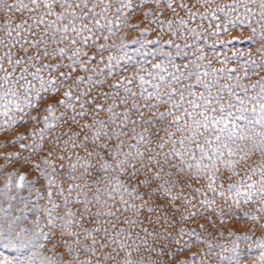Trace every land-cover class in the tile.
Wrapping results in <instances>:
<instances>
[{"label":"rangeland","instance_id":"obj_1","mask_svg":"<svg viewBox=\"0 0 264 264\" xmlns=\"http://www.w3.org/2000/svg\"><path fill=\"white\" fill-rule=\"evenodd\" d=\"M86 2L87 7H84V0H78L81 6H74L66 12L65 8L59 6L60 0H57L52 11L56 15L66 13V18L58 22L55 28L48 27V22L55 21L56 15H47L48 9L43 4L35 12L29 11L33 8L31 0H23L27 8L20 11L15 10L19 7V0H4L0 4V95L9 90L18 94L17 97L9 95L5 100H0V264H66L73 260H90L91 264H176L177 260L182 264H264V202H261L259 196H254L247 203L240 197L237 206L235 191H228L230 184L241 180L246 183L259 181V173L252 174L250 171L251 168H259L264 164V153L258 150L250 152L247 159L237 165V175H233L232 171L217 162L218 170L215 175L218 178L213 184L215 191L208 189V176L211 173L198 174L194 167L188 169L186 165H182L185 179L173 189L172 195H178L180 199L169 207L168 222L156 223L159 214H148L146 210L139 217L131 211L124 213L121 219L103 215L96 217L102 222V228L100 233L94 235L99 243H106L107 247L101 249L98 243L95 246V255L84 251L92 244L91 239H86L85 229L91 230L95 227L94 222L74 224L69 231L79 233L78 237L62 233L59 225L64 221L59 219L55 221L57 229H51L46 209L53 205L49 202L48 191H52V200L58 206L54 215L64 216L66 212L73 211L77 213L73 219L79 221L83 205L73 201L77 199L81 188L87 193V197L79 195L81 201L85 198L92 200L94 195L99 196V201H93L90 207L93 213H103L111 209L117 216H121L123 205L119 203L120 194L109 195L116 188L113 177L126 185L136 184L135 180H128L131 168L123 174L118 168L108 172L101 168V164L107 159V152L119 143L118 140L102 137L96 143H107L109 149L101 150L97 147L96 151L100 155H93L91 158L86 156L84 149H72L69 144L67 151L61 148L52 157H48L55 167L53 171L42 160L55 139L58 138L62 144L69 140L72 133L77 132L79 136L75 137V141L79 143L87 135L89 140L86 143L91 151L92 133L101 127L96 121H103L108 125L104 131L125 133L121 137L124 141L123 152L129 151V145H136L139 151L145 153V158L152 155L163 162L165 153L171 152L173 147L180 148L179 143L174 146L169 141L168 133H173L171 139L177 142L182 134L175 125L170 124L173 116L157 118L160 112L169 110L170 103L149 108V105L156 104L155 97L144 99L148 93L155 91L153 84H160L162 93L170 91L159 77L163 76L165 81H169L173 75L179 76L180 85L173 82L178 91L191 85L197 97L200 93L209 97V91L197 84L196 77L200 75L205 83L212 85L209 98L215 97L220 89L219 95L226 99L228 91L223 86L234 87L238 83L236 77L240 78L242 87L248 89L249 97L255 96L260 90L259 87L253 89L251 85L264 79V51H258L264 49V17L260 15V0H256V3H252V0ZM245 6L249 11H246ZM73 11L78 17H83L75 21L76 27L87 25L91 31L85 30L77 37L70 29L67 33L68 39L61 42V34L56 29L63 28L73 19L70 15ZM41 17L45 23L37 26L36 21ZM97 21L101 27H97ZM17 25L23 27L17 28ZM71 39H76L77 43L71 44ZM37 40L40 43L33 47L32 42ZM45 47L47 56L43 55ZM59 48L66 50L63 55L54 52ZM77 49L81 50L80 63L74 66L73 71L69 57H73ZM9 56L12 63L8 61ZM29 56L33 59L29 60ZM36 56L40 59H35ZM110 57L113 59L110 60ZM16 60L23 62L17 65ZM251 61L256 62L255 66ZM209 64L211 68L207 67ZM56 65L59 67H54ZM154 65L161 67L157 69ZM38 68L41 69L39 75L45 80H57L58 87L62 83L63 86L59 87V98H63V93L71 88L72 99L67 100V103L75 108L73 111L71 108L58 106L54 115L61 119L54 121L49 116V123L55 126L45 130L43 140L39 135L33 136V133H39L45 128L42 122L43 117L48 115L45 107L51 102L49 97L55 96V93L51 90L40 93L42 99H36L40 84L33 79L31 73ZM24 69L27 71L24 72ZM211 69L224 71L218 72L214 77ZM233 69L234 72L230 71ZM205 71L210 75L203 76ZM60 73L70 74L71 78L64 79ZM21 74L35 86L30 93L35 107L27 106L25 101L22 85L26 82L16 83ZM5 76L9 77L7 82L2 79ZM229 76L232 78L229 79ZM78 77L83 78L82 82L76 83ZM140 77H144L146 81L143 87ZM126 88L131 89V92L125 91ZM234 90L237 94L244 95L241 88ZM77 96L80 97L79 100L76 99ZM188 99L194 97H189L185 92V100ZM174 101L179 102V96L174 97ZM197 102L202 103L199 100ZM81 104L84 105L83 109ZM133 104L137 107H133ZM97 105L101 107L97 108ZM212 106L217 107L215 103ZM251 106L248 105L249 108ZM184 107L189 106L185 103ZM109 108H112L111 112L108 111ZM82 110L87 115L83 118L77 116L75 123H65L69 117ZM176 114L179 115L180 111H176ZM32 117H39L40 122ZM146 120L148 123H145ZM237 123L244 127V121ZM84 124L92 127L82 128ZM180 124L182 126L184 121ZM247 129L248 135L253 137L264 131L259 124L248 125ZM140 135H143L144 143L138 144ZM204 135L209 133L205 132ZM20 136L25 138L18 140ZM197 139L203 143V136H198ZM161 143H164L163 148L159 147ZM41 144L43 149L37 151L35 146ZM21 145L27 147L22 148ZM195 155L199 158L198 150H195ZM59 156L64 159L61 161ZM77 156L83 158L79 163ZM25 160L28 162L25 163ZM83 160H88L92 166L88 172H85ZM169 160L180 164L179 159L174 156H169ZM108 163L114 162L109 159ZM129 163L140 167V161L130 160ZM204 163L209 161L204 160ZM36 164L40 165L39 169L35 167ZM72 164H77L74 173ZM146 171H142L139 177L141 180L144 179L143 172ZM165 171L171 169L165 166ZM70 173L77 179H69ZM21 175L26 176V180L23 187H18ZM49 175L56 180V185L49 187ZM248 175H251V180L247 179ZM72 184L81 185V188L69 194L67 189ZM58 187L65 189L63 195L59 194ZM144 191L141 187L139 194ZM123 195L125 200H129L127 194ZM65 197L69 201L67 205L63 203ZM205 200L209 203H203ZM105 202L108 208L103 207ZM161 202H164L163 197ZM173 208L178 211H173ZM124 219L142 220L143 223L128 225L124 223ZM105 228L108 229L106 236L103 232ZM42 233L49 238L45 239ZM77 239L79 243H76ZM65 241L67 247L64 246ZM120 244L126 246L121 248ZM105 255H110L111 258L104 259Z\"/></svg>","mask_w":264,"mask_h":264},{"label":"snow or ice","instance_id":"obj_2","mask_svg":"<svg viewBox=\"0 0 264 264\" xmlns=\"http://www.w3.org/2000/svg\"><path fill=\"white\" fill-rule=\"evenodd\" d=\"M4 0H0V4H3ZM31 3L33 5V8L29 9V11L35 12L38 11L41 7V4L45 8L48 9L47 15H56L52 11V6L54 3H57V0H31ZM252 3H256V0H252ZM60 7H63L66 9H71L74 6L80 7V3H78V0H60ZM84 7H87V2L84 0L83 3ZM260 15L264 17V0H260ZM14 7V6H11ZM11 7L9 10H11ZM95 7V6H93ZM27 8V5L23 3V0H19V7L15 8L16 11H20L22 9ZM246 11H249L247 9V6H245ZM89 11H92V9H89ZM70 15L73 17L72 20L69 21L68 24H65L63 28L56 29L61 34V42L64 39H68L67 33L71 29L72 32L76 34L78 37L81 32L87 30L91 31L90 28H88L87 25H83L81 28H77L75 25V21L77 19H83V17H78L76 13L73 11L70 13ZM66 18V13H61L59 15H56L55 21H49L48 27L55 28L56 24L60 21H63ZM45 21L43 18H39L36 21L37 26L40 24H44ZM23 25H17V28H22ZM97 27H101L99 25V22L97 21ZM111 31V29H109ZM255 31V30H253ZM9 35H11V32H9ZM43 37H41V40ZM85 41L87 40V37L84 38ZM105 39H107L105 37ZM40 43V40L32 42V46L36 47L37 44ZM70 43L75 45L77 43L76 39H71ZM26 52L27 49H24ZM64 48L55 49L54 52H59L61 55L65 53ZM258 51H264V49H258ZM86 54V53H85ZM44 56L48 55L47 48L45 47V50L43 52ZM81 55V50L77 49L73 53V57H69V59L72 60V68L73 71H75V65L77 63H80L79 56ZM29 60H32L33 57L29 56ZM35 59L39 60L40 57L36 56ZM110 60L113 59L112 57L109 58ZM9 63H12L11 56L8 57ZM22 60H16L15 63L17 65L21 64ZM253 66H255L256 62L251 61ZM2 67V66H0ZM49 67V66H45ZM54 67H59L58 65ZM81 67L84 68V65L81 64ZM155 68L159 69L160 65H154ZM208 68H211V65L209 64L207 66ZM27 69H24V72H26ZM41 69H37L36 72L31 73L33 79H36L39 81L40 89L39 92L36 93V99L40 100L42 99L40 96V93H47L50 90L55 93V96L49 97L50 103L47 104L45 107V111L48 113V115L43 117V124L45 125L44 129H41L39 133H33V136L39 135L40 139H44V132L48 128H52L55 125L49 123V116L52 117L54 121H59L61 118L56 117L54 115L56 108L58 106H64L67 108H71L73 111H75V108L72 104L67 103V100L72 99V90L69 88V90L65 91L63 93V98H59V87H62V83L57 86V80L49 79L45 80L43 77L39 75ZM224 69H211V75L216 76L218 72H223ZM235 71V69L230 70ZM247 75V73H245ZM151 75V73H149ZM182 75V74H181ZM210 73L208 71H205L203 73V76L207 77ZM60 76L64 77V79H70L71 76L65 75L64 73H60ZM232 77L229 76V79ZM2 79L5 80V82L8 81L9 77L5 76ZM161 81H164L166 84V87L170 89V91L161 92L160 91V84H153L152 87L155 89L154 92L148 93L147 96L144 97V99H152L155 97L156 104L149 105V108H155L158 107L160 104L164 103H170L171 107L166 112H160L158 114L157 118H164L167 116H173L174 119L170 122V124L175 125L177 128V131L182 134V138L177 142L173 141L171 138L174 135L173 133H168V139L171 141V143L175 146L176 143H179L180 148L177 149L173 147L172 151L169 153H165L163 157V162L161 160L157 159L156 156L148 155L145 158V153L139 151L138 147L136 145H129V151L123 152L122 149L124 147V141L121 139L125 133L123 131H104L108 127V125L105 124L103 121H96V123L100 124V128L97 129V131L92 133V150L89 151L88 147L89 145L86 143L89 140V137L87 135L84 136V139L77 143L75 141V137L79 136V133L74 132L72 133V136L69 138L68 141H64L62 144L60 140L57 138L51 143V148L49 151H47V154L45 158L42 160V163L45 165H48L49 167L53 168V171H55L54 165H52L48 159V157H52L55 153H57L61 148L64 151H67L69 148V144L72 149L82 148L84 149L86 156L91 158L93 155L99 156L100 153L96 151L97 147H99L101 150H108L109 144H97L96 142L101 140L102 137H107L108 140H118L119 143L113 145L111 147V150L107 152V159L101 164V168L108 172L109 170H114V168L120 169L121 174H123L127 169L131 168V171L128 172V180L132 181L135 180L136 184L135 186H132L131 184H125L121 182L120 180L115 179L116 181V188L112 190V193H109L110 196L115 194H120L119 203L123 205V211L121 216H117V213L109 209L106 212H100L96 211L93 213L90 210V207L93 205V201H99V196L94 195L92 200H88L85 198L83 201L79 199V195L83 194L85 197H87V193L83 192V189L81 188V185L72 184L69 186L67 191L69 194L77 188H81V192L78 193L77 199L73 201L75 204H82L83 205V211L80 212V220H74L73 218L77 215V213L73 211H68L64 214V216L54 215L55 209L58 207L55 204V201L52 200V191H48L47 195L49 198V202L52 203L53 207L50 209H46L48 213V224L51 226V229L55 230L57 229L56 220H62L64 221L63 224L59 225V230L62 233H67L69 236H75L78 237L79 233L70 232L69 229L74 224H82L84 221H87L89 223H95V227H93L91 230L85 229L87 232L86 239H91L92 244L84 249L85 252H90L93 255H95L97 248L95 247L99 242L97 241L94 234H98L101 231L102 228V222L100 220H97L96 217L100 216H108V217H116L117 219H121L124 213H128L131 211L133 215L139 217L142 213V211H145L148 214H159L156 217V223H160L161 221L168 222L169 216H168V210L173 203L180 199L178 195H172L173 189L177 184H182L185 179V169L182 165H186L188 169L195 168L196 172L199 173H211V175L208 176L209 184L208 189L211 191H215L213 188V184L217 180V176L215 175L217 169V162L220 164H223L225 168L232 171L233 175H237L238 173L235 172V168L237 165L243 161L246 160L249 153L253 151H260L264 153V131H261L259 133L255 134V137L248 135V125H256L259 124L262 129H264V79L261 81H257L256 84L251 85L253 89L259 87V92L255 96H248V89L243 88L242 85L239 83L240 78L236 77L238 83L234 87H229L228 85H224L223 87L227 89L228 96L227 99L224 96L219 95L220 89L217 91V95L215 97H211V87L212 85L209 83H205L200 75H197L196 80L197 84L204 87L206 90L209 91V97H206L203 93H200L197 97V94L192 91L191 85L185 86L181 90H177L176 87H174L173 82L175 85H180L181 79L179 76L173 75L171 80L165 81V78L163 76L159 77ZM83 78L78 77L76 83L82 82ZM141 80V87H143V83L146 81L144 80V77H140ZM19 81H25V85H22L24 88V94H25V101L27 102V106L29 107H35L33 104L32 98H31V91L35 88V86L27 81V78L24 74H21V76L18 78L16 83H19ZM131 81H129L130 83ZM235 88H241L244 95L241 96L235 92ZM125 91L131 92V89L126 88ZM146 91V90H145ZM185 92H187L189 97H194V99H188L185 100ZM143 95V93H141ZM11 95L12 97H17V92L9 90V92L3 93V95H0V100H5L7 96ZM86 95V93L84 94ZM179 96V102L174 101V97ZM77 100L80 99L79 96L76 97ZM197 100L202 101V103H198ZM7 103H11V101H7ZM121 103H127V101H121ZM187 104L189 107L185 108L184 104ZM213 103L217 105V107H213ZM251 104L252 106L249 108L248 105ZM133 107H137V105L133 104ZM17 107L19 105L17 104ZM81 109L84 108V105H80ZM97 108H100V105L96 106ZM95 111V110H94ZM109 112L112 111V108L108 109ZM176 111H180V114L177 115ZM234 113H238V115H235ZM248 113L249 115H246ZM64 114L62 113V116ZM85 115H87L86 111H80L74 116H71L68 118V120L65 121V123H68L69 121L75 123L77 122V116L83 118ZM125 119H127V113L124 114ZM33 120H36L37 122H40L39 117H32ZM184 121V124L181 126L180 122ZM237 121H244V127H242ZM112 123H115V121H112ZM145 123H148L146 120ZM124 126V123H121V127ZM92 125L90 124H84L82 125V128H91ZM205 132H208L209 135H204ZM203 136V143H201L197 137ZM258 137V139L256 138ZM25 137L20 136L17 139H24ZM245 142L243 144L238 143ZM246 141H250V143H247ZM168 142V141H166ZM139 143H144V137L143 135H140V139L138 141ZM22 148L27 147V145H21ZM43 144L39 146H35V149L37 151L43 149ZM160 148L164 147V143H161L159 145ZM195 150H198L200 153L199 158L195 155ZM148 151H152L151 149H148ZM159 154H157L158 156ZM225 155H227V159H225ZM123 156V159H117V157ZM169 156H174L179 159L180 164H174L171 160H169ZM58 159L61 161L64 159L63 156H59ZM77 162L79 163L83 158L77 156ZM112 160L114 163H108V160ZM140 161V167L137 168L135 163L130 164L129 161ZM204 160L209 161V163L205 164ZM195 162L194 164L192 162ZM28 161L25 160V163ZM165 166H167L171 171L166 172ZM35 167L37 169L40 168L39 164H36ZM73 169V173L75 172V169L77 167V164L71 165ZM83 167L85 168V172H88L91 169V164L88 160H83ZM143 170H147L146 172H143L144 179H140V175ZM43 171V169H41ZM252 174L259 173L260 179L259 181H253L252 183H246L244 180L239 181L236 184H230L228 186V191L232 192L235 191V202L237 206H239V199L240 197L244 198L245 203L252 201L254 196H259L261 199V202H264V164H262L259 168H251L250 169ZM167 177V178H166ZM69 179H77L73 174H69ZM82 180L83 178L80 177ZM248 180H251V175L247 176ZM26 180V176L21 175L19 177V182L17 184L18 187L24 186V181ZM94 183V182H93ZM48 185L49 187L56 185V180L49 175L48 176ZM155 185V186H154ZM85 187H91V185H85ZM143 187L144 193L139 194V189ZM243 189V191H242ZM65 189L58 187V192L60 195H63ZM99 191V190H97ZM198 191V190H197ZM127 194L129 197V200L132 202L130 203L129 200L124 199V195ZM223 195V193H221ZM147 197V199L145 198ZM161 197H163L164 202H161ZM136 201H139L140 203L137 204ZM63 203L67 205L69 203L68 199L65 197ZM203 203L208 204L209 202L205 200ZM103 207L108 208L107 203L103 205ZM119 211V210H117ZM173 211H178L177 208H173ZM255 219V218H254ZM149 222L151 220L149 219ZM124 223L128 225H135L137 223H143L142 220L137 219H124ZM114 228L115 225H112ZM123 231V229L121 230ZM104 235L106 236L108 234V229H103ZM145 232H147V229H145ZM44 236L45 239H48L47 234H41ZM79 239L76 240V243H79ZM64 246L67 247V242H63ZM126 245L120 244L121 248H124ZM99 247L101 249L107 247L106 243H99ZM71 252L72 250L69 249ZM195 255V254H193ZM104 259L111 258L110 255H105L103 257ZM66 264H91L90 260H86L83 262H80L78 260H73L66 262ZM131 264V262H129ZM176 264H182L180 260L176 261Z\"/></svg>","mask_w":264,"mask_h":264}]
</instances>
